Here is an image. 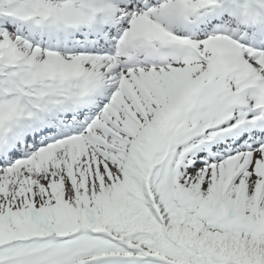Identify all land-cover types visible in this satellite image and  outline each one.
I'll use <instances>...</instances> for the list:
<instances>
[{
    "label": "snow or ice",
    "instance_id": "1",
    "mask_svg": "<svg viewBox=\"0 0 264 264\" xmlns=\"http://www.w3.org/2000/svg\"><path fill=\"white\" fill-rule=\"evenodd\" d=\"M0 264H264V0H0Z\"/></svg>",
    "mask_w": 264,
    "mask_h": 264
}]
</instances>
